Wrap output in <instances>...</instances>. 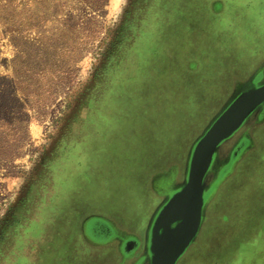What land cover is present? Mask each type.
<instances>
[{
	"label": "rangeland",
	"instance_id": "1",
	"mask_svg": "<svg viewBox=\"0 0 264 264\" xmlns=\"http://www.w3.org/2000/svg\"><path fill=\"white\" fill-rule=\"evenodd\" d=\"M262 63L260 0H0V264L114 263L104 220L143 235L154 179L182 181ZM252 138L178 264H264V124Z\"/></svg>",
	"mask_w": 264,
	"mask_h": 264
},
{
	"label": "water",
	"instance_id": "2",
	"mask_svg": "<svg viewBox=\"0 0 264 264\" xmlns=\"http://www.w3.org/2000/svg\"><path fill=\"white\" fill-rule=\"evenodd\" d=\"M263 120L264 63L248 79L235 85L227 100L191 143L182 181L175 188L161 192V201L145 229L142 252L132 264H178L196 242L208 203L248 150L244 143L236 144L229 151H225L224 146L242 130ZM159 177L164 175L156 178ZM90 226L86 232L89 236L93 224ZM114 233L110 229L108 235L102 237L103 241L98 242H109ZM118 241L120 253L130 258L140 245L133 237Z\"/></svg>",
	"mask_w": 264,
	"mask_h": 264
},
{
	"label": "flooded vegetation",
	"instance_id": "3",
	"mask_svg": "<svg viewBox=\"0 0 264 264\" xmlns=\"http://www.w3.org/2000/svg\"><path fill=\"white\" fill-rule=\"evenodd\" d=\"M263 64V63H262ZM259 68V67H258ZM254 69L253 72L249 75V77L255 73L257 71V69ZM248 77V78H249ZM247 78V79H248ZM244 82V81H243ZM238 83V82H237ZM236 83V84H237ZM235 84V85H236ZM235 87V86H234ZM233 91V90H232ZM264 124V120L262 123H259L257 125H253L252 127H250L249 129H244L242 130L231 142L227 143L224 148H225V151H229L232 147H234L236 144H239L240 142H243L245 146V148L247 147L248 150L246 151V153L251 149V148H254L255 147V143L253 141V138H252V135L254 133V131H256L257 129H259L262 125ZM246 148V149H247ZM245 153V154H246ZM244 154V155H245ZM244 157V156H243ZM242 157V158H243ZM242 158L240 160H242ZM238 164V163H237ZM236 164V165H237ZM236 167V166H235ZM235 169V168H234ZM234 171V170H233ZM231 175V174H230ZM228 178V177H227ZM173 179L172 176H164V177H159V178H155L154 181H153V185L155 187V185L158 187V189L161 191V192H167L168 190L171 189L170 184H171V180ZM224 183V182H223ZM222 183V184H223ZM221 184V185H222ZM220 185V186H221ZM219 189V188H218ZM217 189V190H218ZM217 192V191H216ZM161 201V199H160ZM159 201V203H160ZM159 203L155 206V208H153L150 216H149V219L151 217V215L153 214L154 210L156 209V207L159 205ZM148 219V221H149ZM147 221V223H148ZM104 224L105 227V231L107 233L110 232V229L113 231H115L114 235L111 237L110 241L106 244L108 246H111V245H114L115 244V247H114V251H113V255H112V258H114V263L112 264H132L137 258L138 256L141 254L142 252V245H143V238H144V233H145V229H146V226H145V229H144V232H143V235H127L125 233H122V232H119L115 226L108 222L107 220H104ZM82 233H83V237L86 236V232L87 230H90L91 229V226H90V219H86L83 223H82ZM118 232V233H117ZM129 237H133V238H136L139 242H140V245L138 247V249L136 250V252L134 253V255L130 258V257H125L124 255H122L119 251V241L121 239L122 240H125ZM86 238V237H85ZM118 238V240H117ZM109 255V254H108Z\"/></svg>",
	"mask_w": 264,
	"mask_h": 264
},
{
	"label": "snow or ice",
	"instance_id": "4",
	"mask_svg": "<svg viewBox=\"0 0 264 264\" xmlns=\"http://www.w3.org/2000/svg\"><path fill=\"white\" fill-rule=\"evenodd\" d=\"M117 2H119V0H117ZM260 3L261 4H264V0H260Z\"/></svg>",
	"mask_w": 264,
	"mask_h": 264
},
{
	"label": "bare ground",
	"instance_id": "5",
	"mask_svg": "<svg viewBox=\"0 0 264 264\" xmlns=\"http://www.w3.org/2000/svg\"><path fill=\"white\" fill-rule=\"evenodd\" d=\"M239 144H241V145H242V144H243V142H240ZM105 232H106V231H105ZM106 233H107V232H106ZM101 238H102V236H101Z\"/></svg>",
	"mask_w": 264,
	"mask_h": 264
}]
</instances>
